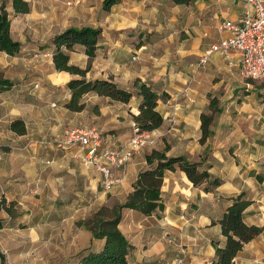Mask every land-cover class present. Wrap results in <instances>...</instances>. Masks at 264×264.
<instances>
[{
    "label": "crops",
    "instance_id": "crops-1",
    "mask_svg": "<svg viewBox=\"0 0 264 264\" xmlns=\"http://www.w3.org/2000/svg\"><path fill=\"white\" fill-rule=\"evenodd\" d=\"M27 1L30 12L15 14L11 6V17L12 13L22 16L26 27L39 31L31 38L47 39V44L37 51L28 36L16 39L12 22V36L22 43V50L17 56L0 53L13 58L4 59V65L18 63L44 70L41 86L36 85L46 104L41 110L33 106L29 116H20L27 128L24 135L14 133L20 149L13 146L17 152L8 160L0 158V199L17 201L18 215L10 217L28 230L27 237L14 238L6 245L9 264H78L83 255L102 250L105 240L95 238L78 222L104 205L125 202L140 172L148 168L146 154L152 149L200 162V169L208 170L211 177L196 186L184 171L169 170L162 184L165 209L160 215L123 210L119 227L134 246L127 264H173L181 247L189 257L212 264L216 243L224 246L226 240L219 220L232 199L242 193L251 201L244 211L245 221L264 226V97H257L251 86H243L237 52L229 59L216 52L204 66H196L207 48L231 35L220 25L241 19L245 0L183 4L118 0L108 11L105 0H70V6L68 0ZM85 26L102 29L96 57L90 62L85 47L76 45L69 51L70 62L82 68L91 63L89 80L112 79L131 90L134 96L129 103L91 92L84 95L86 106L80 112L60 107L61 99L64 106L71 97L68 82L80 76L55 69L51 41L67 28ZM137 78L161 95L157 109L164 122L152 131L156 144L136 153L127 165L126 177L107 191L101 186L100 172L74 157L77 148L63 150L41 141L59 137L67 128L96 126L109 132L107 140L127 143L133 136L132 114L138 113L141 102L134 87ZM52 88H61L64 95L53 100L46 92ZM212 99L220 110L210 126L212 135L202 143L201 116L208 113ZM53 115L60 122L49 125ZM84 122L96 125L82 126ZM213 178L221 180L216 187L211 186ZM234 263L264 264V231L244 245Z\"/></svg>",
    "mask_w": 264,
    "mask_h": 264
},
{
    "label": "trees",
    "instance_id": "trees-1",
    "mask_svg": "<svg viewBox=\"0 0 264 264\" xmlns=\"http://www.w3.org/2000/svg\"><path fill=\"white\" fill-rule=\"evenodd\" d=\"M117 1L105 0L104 8L108 10ZM173 1L177 4L190 2V0ZM10 5L15 14L29 13L31 5L27 0H0V51L10 56H17L22 50V43L12 36V18L8 9ZM101 33V28L90 26L70 27L56 34L51 41L54 46L52 55L55 69L80 76L71 79L67 84L71 97L64 106L71 111L80 112L84 110L86 105L82 101L83 97L91 92L123 103H129L134 96L131 90L120 87L112 79H87L86 75L91 68V63L88 67L82 68L70 62L69 51H72L76 45L85 47L86 55H88L90 61L96 57ZM12 87V81L0 79V92L9 90ZM134 87L138 89V95L141 97L138 113L132 114L134 122L143 131L152 132L160 128L164 122L163 115L157 109L161 95L140 78L134 81ZM209 108L212 113H203L201 116L202 137L200 141L202 143L212 135L210 126L214 113L220 110L216 99L211 100ZM10 129L18 135H24L27 132L25 122L21 118L13 120ZM146 161L148 168L140 172L138 179L133 184L134 190L125 202H117L113 207L104 205L91 216L78 222V225L92 231L95 238L105 240L102 250L98 252L91 251L83 255L78 264L128 263V255L134 246L119 227L123 210L126 208L135 209L144 215H151L156 211L164 210L162 184L167 171H184L189 180L196 186L209 181L211 177L208 170L200 169V162L190 161L184 156H168L165 150L152 149L146 154ZM220 181L219 178H213L210 181L211 186H218ZM205 189L209 190L210 187H205ZM6 202L5 198L0 201V211L3 209L12 218L16 217L17 213L12 210L15 202L11 201L10 204ZM250 203L251 201L247 200L242 193L233 198L232 203L225 210L219 223L226 240L224 246L216 243V259L212 264H235L234 259L244 245L264 231V226L249 224L245 221L244 211ZM4 227L5 220L0 218V229ZM0 255L2 260L5 261L1 251Z\"/></svg>",
    "mask_w": 264,
    "mask_h": 264
},
{
    "label": "built area",
    "instance_id": "built-area-1",
    "mask_svg": "<svg viewBox=\"0 0 264 264\" xmlns=\"http://www.w3.org/2000/svg\"><path fill=\"white\" fill-rule=\"evenodd\" d=\"M245 1L241 19L226 20L220 25L221 30H228L231 35L207 48L196 66H204L216 52L226 59L237 52L240 54L242 76L264 83V0ZM156 139L153 132L143 131L133 122V136L127 143L118 144L107 140L96 126L67 128L59 137L52 140L44 138L41 143L52 144L63 150L77 148L74 157L100 172L101 186L109 191L126 177L127 165L134 155L154 146ZM173 264L209 262L189 257L187 250L181 247Z\"/></svg>",
    "mask_w": 264,
    "mask_h": 264
},
{
    "label": "rangeland",
    "instance_id": "rangeland-1",
    "mask_svg": "<svg viewBox=\"0 0 264 264\" xmlns=\"http://www.w3.org/2000/svg\"><path fill=\"white\" fill-rule=\"evenodd\" d=\"M67 4L68 6H70L71 4L70 0L67 1ZM104 10L106 9L104 8ZM11 18L13 22V30H14L16 39H18V37L23 38V35L28 36V42H31L32 45L34 44V47L37 51H40L39 49H42L41 45L47 44V39L31 38L33 35H36L39 31L33 29L34 27H26V21L21 20L22 16L18 17L17 15H13L12 13ZM37 26L38 25H36L35 28H37ZM24 41H27V40H24ZM28 45H30V43H28ZM44 56L45 58H48V56L46 55ZM38 58H41V57H38ZM4 59L11 60L13 58L8 57L4 55L3 53H0V79L10 80L13 82V87L11 89L0 92V158L4 157L6 160H8L10 155H12L14 152H17V151H13L14 147L20 149L19 145H21V142L17 141L15 138V135H14L15 132L10 129L11 122L15 119L20 118V116H29V111L31 110L33 106L40 109L46 103H44V101L40 99L42 96L41 95L42 91L40 90V86H41L40 80H42L43 78L44 70H41L38 67H34V66H32V69L30 67L29 68H26L23 66L19 67L18 63H8L7 65H4L5 64ZM43 68L46 69L47 67L44 65ZM60 80H61L60 78H55L56 82H59ZM37 82L40 83L39 84L40 86L39 85L36 86ZM242 84L245 87L251 86L250 88H253V91L255 92L257 97L259 96L264 97V83L263 82L249 80V79L244 78ZM46 92H47V95H50V97L53 100H58L59 97L64 95V90H62L61 88H52V89L47 90ZM19 99H21L22 101L19 102L18 101ZM63 104H64V100L61 99L59 103L60 107H65L63 106ZM46 107L47 106L43 108H46ZM93 108L94 106L90 108V111H92ZM40 110H37L38 111L37 113H42ZM211 113L212 111L208 109V114H211ZM89 114H92V113L89 112ZM215 114L216 112L214 113V115ZM89 119L92 121L91 116H89ZM49 120H50L49 121L50 123H48L49 125L54 124L59 121L58 119L56 120L54 119V115ZM42 122H43L42 124L43 126L47 124L45 120H43ZM61 122H65V119L63 118ZM25 125H26V122H25ZM84 125H96V124L95 122L93 123L91 122L89 124L84 122L82 126ZM62 127L66 128L68 127V125L63 124ZM107 133L109 132L108 131L103 132V135L106 136ZM1 200L2 198L0 199V201ZM14 202H15V206H12V210L18 215L20 207L17 201H14ZM6 203L10 204L8 201ZM116 204H117V201L114 202L111 207L115 206ZM157 212H158V215H160L159 211ZM37 217L38 216H34V219ZM0 218H3L5 220V228H7V229H3V228L0 229V251L5 259V261H3L0 255V264H9V259H8L9 253L8 252H10V248H7L6 245L14 238L22 239L24 237H27L26 232L28 230L27 229L25 230V226H23V224H19V225L17 224L18 219L15 218L14 220H12L10 215H8V213L3 209L0 211ZM31 221L33 222L32 217H31ZM8 228H11V229H8ZM18 249L22 251V249H25V248H18Z\"/></svg>",
    "mask_w": 264,
    "mask_h": 264
}]
</instances>
